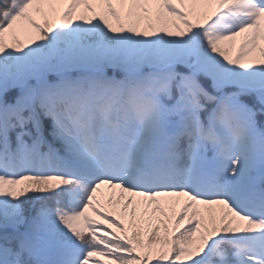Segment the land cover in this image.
I'll return each instance as SVG.
<instances>
[{"label":"snow or ice","instance_id":"1","mask_svg":"<svg viewBox=\"0 0 264 264\" xmlns=\"http://www.w3.org/2000/svg\"><path fill=\"white\" fill-rule=\"evenodd\" d=\"M0 264H264V0H0Z\"/></svg>","mask_w":264,"mask_h":264}]
</instances>
